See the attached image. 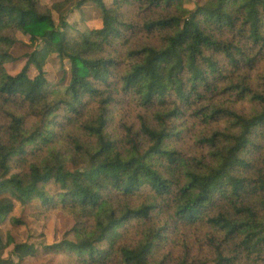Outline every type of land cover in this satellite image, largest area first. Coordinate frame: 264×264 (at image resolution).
<instances>
[{
    "label": "trees",
    "instance_id": "16d2710c",
    "mask_svg": "<svg viewBox=\"0 0 264 264\" xmlns=\"http://www.w3.org/2000/svg\"><path fill=\"white\" fill-rule=\"evenodd\" d=\"M86 3L101 26L71 34L68 15ZM187 3L0 0V224L23 223L16 201L63 211L73 239L48 247L73 264H264V0ZM131 5L144 14L129 17ZM18 33L34 49L12 74ZM120 40L126 55L113 54ZM53 54L70 62L59 87ZM121 91L144 111L123 134L109 126ZM183 118L205 124L195 156L172 146ZM179 226L200 230L197 244H170ZM11 245L17 264L35 251L0 228V264H14Z\"/></svg>",
    "mask_w": 264,
    "mask_h": 264
},
{
    "label": "rangeland",
    "instance_id": "374dc122",
    "mask_svg": "<svg viewBox=\"0 0 264 264\" xmlns=\"http://www.w3.org/2000/svg\"><path fill=\"white\" fill-rule=\"evenodd\" d=\"M55 0H40L43 6H52ZM108 5H111L113 0H105ZM195 0H188L187 6L194 7ZM124 11L128 13L129 17L138 19L144 13L137 5H131L130 7H125ZM53 16L55 21L58 22L59 17L56 11H53ZM100 11L93 3H86L80 9H75L68 15V22L73 25L70 30L71 34H76L78 31H82L86 28H97L101 26ZM19 42L13 47L12 55L16 59L11 63H7L5 66L9 73L16 74L23 67L26 56L28 53L33 51V46H31L29 37L21 33L17 34ZM115 49L117 53H123L126 55V49L122 44V41L116 43ZM113 50V48H112ZM115 57V56H114ZM126 66V60L117 64L116 70L120 72ZM45 70L48 75V79L56 86L59 87L66 84L70 79V62L68 59H60L56 54L49 57ZM36 73V69L32 66L30 75L33 76ZM117 99L120 100L115 104L114 114L112 115L111 122L109 124L110 129L114 130L119 134H123L124 128L121 126L135 125L139 126V113H144L140 107H138V101L136 96L132 94H127L121 91L118 93ZM92 104V103H91ZM95 107V104L90 106ZM58 120H62L65 112L61 110L59 112ZM34 119H29V123H32ZM63 122V121H62ZM185 124L186 131L180 136L176 141H173L174 147H176L185 156H195L201 151V147L197 142V136L199 131L205 126L204 123L197 121H187V119L182 121ZM77 122L74 126H79ZM81 126V125H80ZM31 148V147H30ZM34 150V149H33ZM32 153L27 156L31 158ZM18 169H13V172H17ZM150 195L149 188L143 189L140 193L137 201L140 202L145 200ZM11 216H16L21 218L23 223L20 225L13 226L9 219H6L0 228L4 234L10 233L16 242L18 243H30L35 247L34 253L26 256L20 264H73L68 257L67 253L55 251V249H50L48 246L55 243H59L64 239H73V235L68 233L75 224L74 219L64 213L61 210L49 211L46 214H37L34 210L27 206L21 205L16 201L14 210L10 214ZM156 220H163L157 215L154 216ZM138 223L133 220L129 227V238L135 239L138 232ZM200 230L197 228H184V226H179L178 230H173V233H169L170 244L174 242H184V237L190 245L197 244L198 237L200 236ZM198 245L195 246L197 248ZM12 245L6 249L3 256L5 258L13 259L14 264H17L19 258L12 254Z\"/></svg>",
    "mask_w": 264,
    "mask_h": 264
}]
</instances>
